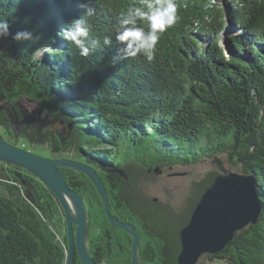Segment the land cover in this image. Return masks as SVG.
<instances>
[{"label": "trees", "instance_id": "trees-1", "mask_svg": "<svg viewBox=\"0 0 264 264\" xmlns=\"http://www.w3.org/2000/svg\"><path fill=\"white\" fill-rule=\"evenodd\" d=\"M206 2L177 0L178 20L161 34L148 61L126 57L115 40L117 17L134 0H0V19L10 26V35L0 39V136L15 147L40 140L57 158L80 150L82 163L105 185L112 217L136 228L140 264H178L179 232L219 174L194 184L179 210L146 195L138 201L139 175L220 156L256 178L262 211L256 224L209 258L264 264V0H217L212 8ZM86 6L94 15L84 17L91 49L84 57L58 33ZM225 24L237 33L224 48ZM23 30L33 38L13 41L11 34ZM23 99L62 119L65 139L52 130L18 134L8 111L21 113L16 105ZM27 145L33 154L35 147ZM59 170L88 204L90 228H108L102 235L113 250L106 264H132L125 259L131 235L108 222L92 182L77 170ZM67 255L56 197L37 177L0 162V264H67ZM73 264H81L77 255Z\"/></svg>", "mask_w": 264, "mask_h": 264}, {"label": "water", "instance_id": "water-1", "mask_svg": "<svg viewBox=\"0 0 264 264\" xmlns=\"http://www.w3.org/2000/svg\"><path fill=\"white\" fill-rule=\"evenodd\" d=\"M228 32L227 28L226 33ZM42 113L43 110L40 109L37 117L26 116L23 123L26 126L39 123L38 119ZM0 162L13 165L37 177L58 200L66 225L67 264H73L75 255L79 257L81 264L97 263L86 251L89 224L84 200L68 187L64 173L59 170L60 167L77 170L92 182L103 204L108 222L132 236V264H140L137 256L140 236L134 225L112 217L107 190L95 169L68 159H49L34 155L14 147L2 136ZM220 170L222 174L217 175L211 186L201 195L187 225L179 232L178 264H196L203 254L215 255L222 252L233 240L236 232L256 224L259 218L262 203L257 191L256 178L249 174L232 171L227 173Z\"/></svg>", "mask_w": 264, "mask_h": 264}, {"label": "clouds", "instance_id": "clouds-1", "mask_svg": "<svg viewBox=\"0 0 264 264\" xmlns=\"http://www.w3.org/2000/svg\"><path fill=\"white\" fill-rule=\"evenodd\" d=\"M216 3L217 0H207L205 7L212 8ZM177 10V0H134L132 6L117 17L115 40L123 46V54L126 57L143 55L148 61H152L161 34L178 20ZM93 15V9L86 6L82 16L71 20L58 33L84 57L88 56L91 50L88 43L90 25L84 17ZM204 19L210 21L211 17L205 16ZM193 24L192 30H198L199 21H194ZM9 27L6 19H0V39L10 35ZM11 38L16 42L28 41L33 38V33L30 30L17 31L11 34ZM111 43L109 37L104 38L105 45Z\"/></svg>", "mask_w": 264, "mask_h": 264}, {"label": "rangeland", "instance_id": "rangeland-1", "mask_svg": "<svg viewBox=\"0 0 264 264\" xmlns=\"http://www.w3.org/2000/svg\"><path fill=\"white\" fill-rule=\"evenodd\" d=\"M229 29V32L226 33V29ZM237 31L230 29L227 24L222 29L220 33V45L222 47H226L228 37L231 34H236ZM16 108L19 112L26 116H35L40 111L39 106L36 102L32 100L23 99L19 101L16 105ZM14 113H9L8 117L10 118ZM40 132L41 134L45 133L48 130H52V132L56 133L57 135L61 136L65 139L67 124L62 120L55 116H49V114H41L40 116ZM37 126V125H36ZM36 130V129H32ZM64 141V140H63ZM28 143L21 141L17 145L26 144L23 147H16L19 149H30L27 144H33L35 149L32 151L33 154L35 153L37 156H41L44 158L49 159H68L75 162H83L84 157H80L79 155L82 154L80 150H77L75 147L72 150H67L66 152L62 153L60 157H53L50 153L47 144L42 143ZM15 147V146H14ZM27 151V150H26ZM85 162V160H84ZM86 165V164H85ZM88 166V165H87ZM226 171L227 173L232 171L238 174H242L239 168L231 166L225 157H214L211 159H205L201 163L187 166V167H170V168H163L157 170L155 174L152 176L151 174H140L139 181H138V188L137 192V199L141 201V198L144 195L150 197V199L154 203L159 204H167L170 205L173 209L179 210L182 207L183 203L185 202V197L189 196L190 190L195 186L194 184L199 183L202 179H204L208 174L212 172H217L218 174H222L221 170ZM144 173V172H143ZM150 173V172H149ZM155 200V201H154ZM195 200L192 199L191 203ZM190 203V204H191ZM188 209L184 212V217L187 215ZM103 226V224H102ZM101 226V227H102ZM196 264H224L223 261H217L215 259H210L209 254H203Z\"/></svg>", "mask_w": 264, "mask_h": 264}, {"label": "flooded vegetation", "instance_id": "flooded-vegetation-1", "mask_svg": "<svg viewBox=\"0 0 264 264\" xmlns=\"http://www.w3.org/2000/svg\"><path fill=\"white\" fill-rule=\"evenodd\" d=\"M21 117H22L21 113H18V112H15L10 118L8 117L12 125L15 126V129L18 131V134H23L22 136H25V134L28 132L27 130L33 133L34 130L32 129H36L35 131H37L38 133H41L39 125H38L40 124V122L35 123L34 125H31V126H26L23 123V120L25 117L23 118ZM38 120L40 121V119ZM40 136L43 138V135H40ZM84 204L87 210L88 204L85 201H84ZM74 229H75V226H74ZM107 229L108 228L105 225H104V228L102 227V229L100 230L91 229L90 226L88 227V235H87L86 242H85L86 251L88 255L90 256V258L93 261H95L97 264H106V262L112 259L111 251L113 250V244L108 238L102 235V233L105 232ZM132 242H133V238L131 236L130 255L127 253V251H125L126 252L125 259H128L129 257L132 258V252H131ZM140 251H141V238H140L138 249H137L138 256L140 254Z\"/></svg>", "mask_w": 264, "mask_h": 264}, {"label": "bare ground", "instance_id": "bare-ground-1", "mask_svg": "<svg viewBox=\"0 0 264 264\" xmlns=\"http://www.w3.org/2000/svg\"><path fill=\"white\" fill-rule=\"evenodd\" d=\"M67 200L70 202V200L67 198Z\"/></svg>", "mask_w": 264, "mask_h": 264}]
</instances>
